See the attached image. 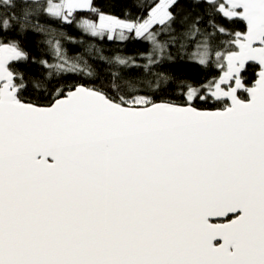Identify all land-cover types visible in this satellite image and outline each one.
<instances>
[{"label":"snow or ice","instance_id":"1","mask_svg":"<svg viewBox=\"0 0 264 264\" xmlns=\"http://www.w3.org/2000/svg\"><path fill=\"white\" fill-rule=\"evenodd\" d=\"M194 2L205 5L195 16L179 15V0H140L121 19L93 0H0V264H264V0ZM85 10L98 17L80 22L91 36L151 45L142 65L114 57L141 75L26 99L29 83L47 87L14 67L29 59L19 37L54 32L41 13L71 23ZM47 42L49 77L95 75ZM189 45L220 74L176 83L152 71ZM176 88L181 102L157 98Z\"/></svg>","mask_w":264,"mask_h":264},{"label":"trees","instance_id":"2","mask_svg":"<svg viewBox=\"0 0 264 264\" xmlns=\"http://www.w3.org/2000/svg\"><path fill=\"white\" fill-rule=\"evenodd\" d=\"M44 2V0H41ZM140 0H93L95 7L99 8L106 14L117 16L121 19L134 18L141 9L137 6ZM205 5H197L194 0H179L175 11L179 15H184L191 11L195 16L197 13L203 12ZM92 19L97 20L98 17L89 11H78L74 14L71 23L61 21L56 18H51L48 15L41 13L37 20L47 29H52L54 32H37L33 30L27 31L23 36L19 37L22 47L28 53L29 59L27 61L15 62L14 67L25 76V82L32 80H41L46 84L47 92L37 91L31 87L29 83L28 89L24 95L26 99L37 101L44 100L51 91L65 83H82L85 85H97L106 87L111 81L113 72H119L125 77H137L142 73V69L135 66H122L114 61L117 55L123 57H133L138 64L146 63L142 59V54L147 53L151 49V45L143 39L136 38L134 35L130 36L128 40L120 41L118 39L109 40L107 37L100 39L99 37L91 36L86 33L78 24L77 20ZM208 17L205 16L202 26L207 27ZM209 31L211 29H208ZM15 35V32L9 33ZM71 38V39H69ZM49 39H58L62 48L66 51L69 57L82 56L83 60L87 61L88 66L94 71L95 75L89 77L82 72L67 73L61 75H53L49 77L50 69L47 68L41 61L46 60L48 63H55L56 58L53 54L52 47L48 44ZM161 39H165L164 36ZM92 46V51L89 48ZM98 50V51H97ZM173 59H164L159 65L152 67L153 72H163L170 75L179 83L180 80H187L190 82H201L206 79H211L220 74V70L214 66L205 67L189 58L192 51V46L189 45L187 52L177 54L175 47L170 49ZM105 56L113 59L112 63L107 60H102L100 57ZM259 67L255 64H249L241 73L245 81L250 85L257 77ZM144 75H148L144 73ZM150 79L155 80V77L149 76ZM163 87V85H162ZM241 95H245L241 92ZM157 98L181 102L183 97L179 88L175 91L169 89V92H158ZM203 105V102H201ZM205 107H214L212 101H209Z\"/></svg>","mask_w":264,"mask_h":264},{"label":"rangeland","instance_id":"3","mask_svg":"<svg viewBox=\"0 0 264 264\" xmlns=\"http://www.w3.org/2000/svg\"><path fill=\"white\" fill-rule=\"evenodd\" d=\"M85 11H87V10H85ZM81 21H82V20H79V19H78V20H77V24L80 25V22H81Z\"/></svg>","mask_w":264,"mask_h":264}]
</instances>
